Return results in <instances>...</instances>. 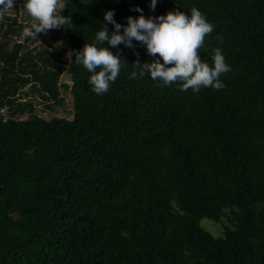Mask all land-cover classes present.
I'll return each mask as SVG.
<instances>
[{
	"label": "trees",
	"instance_id": "trees-1",
	"mask_svg": "<svg viewBox=\"0 0 264 264\" xmlns=\"http://www.w3.org/2000/svg\"><path fill=\"white\" fill-rule=\"evenodd\" d=\"M23 2L0 20V264H264V0H64L71 23L38 40L23 36ZM137 7L202 12L214 31L200 56L222 50L225 87L140 76L134 63L155 58L133 41L98 45L122 66L96 94L75 51L105 11L126 25ZM23 89L52 104L68 90L72 119L39 117Z\"/></svg>",
	"mask_w": 264,
	"mask_h": 264
},
{
	"label": "clouds",
	"instance_id": "clouds-1",
	"mask_svg": "<svg viewBox=\"0 0 264 264\" xmlns=\"http://www.w3.org/2000/svg\"><path fill=\"white\" fill-rule=\"evenodd\" d=\"M156 4L157 0H151L153 11ZM15 5L16 0H0V20L12 15ZM23 8L31 18V23L23 28L26 38L38 40V34H47L71 23L69 17L61 15L65 9L64 0H24ZM133 10L141 15L127 17L126 25L116 22L114 11H105V27L96 33L95 42L84 44L82 49L75 51L74 60L91 73L89 83L96 94L108 91L122 66L119 53L114 54L108 47L98 45L118 48L123 44L134 49L136 45L133 41L146 46L147 54L155 58L143 64L139 60L134 63L139 66L140 76L148 73L153 81H160L163 86L179 84L180 90L191 89L194 93L202 88L221 90L225 87L221 76L230 72L231 67L222 50L215 49L211 65L200 56L206 37L214 31V25L202 12L192 8L190 15L174 10L166 15L145 18L142 9L137 7ZM108 24L113 25L115 30L110 32ZM136 76L134 71L131 78Z\"/></svg>",
	"mask_w": 264,
	"mask_h": 264
},
{
	"label": "rangeland",
	"instance_id": "rangeland-1",
	"mask_svg": "<svg viewBox=\"0 0 264 264\" xmlns=\"http://www.w3.org/2000/svg\"><path fill=\"white\" fill-rule=\"evenodd\" d=\"M61 83L67 84V86H71L70 76L65 72L62 74L59 80ZM26 89H23L20 92V97L23 101L31 102L34 108V113L39 117L50 120L51 118H64L71 120L72 119V97L68 90H60L62 102L57 104H52L51 102H42L40 97H38L35 93H28L27 97H23ZM48 106L50 108H48ZM24 116L23 118H25ZM224 224H227V221L224 219ZM200 224L204 230L209 232L214 237L221 236L223 234V225L214 223L209 219H202Z\"/></svg>",
	"mask_w": 264,
	"mask_h": 264
}]
</instances>
